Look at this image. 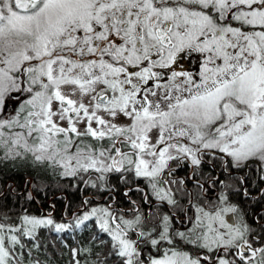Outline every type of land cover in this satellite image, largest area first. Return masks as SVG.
Here are the masks:
<instances>
[{"label": "snow or ice", "instance_id": "6c2138e0", "mask_svg": "<svg viewBox=\"0 0 264 264\" xmlns=\"http://www.w3.org/2000/svg\"><path fill=\"white\" fill-rule=\"evenodd\" d=\"M6 166L0 264H264V0H0Z\"/></svg>", "mask_w": 264, "mask_h": 264}, {"label": "trees", "instance_id": "16d2710c", "mask_svg": "<svg viewBox=\"0 0 264 264\" xmlns=\"http://www.w3.org/2000/svg\"><path fill=\"white\" fill-rule=\"evenodd\" d=\"M19 172V175H13V173L15 172ZM0 175H2L3 177H8V176H12L13 179H16L17 181L20 180L21 177H26L27 173L23 170V169H11L9 170V167H3L2 172H0ZM52 196V190H49V197ZM63 198V197H61Z\"/></svg>", "mask_w": 264, "mask_h": 264}, {"label": "flooded vegetation", "instance_id": "af4514ba", "mask_svg": "<svg viewBox=\"0 0 264 264\" xmlns=\"http://www.w3.org/2000/svg\"><path fill=\"white\" fill-rule=\"evenodd\" d=\"M257 207H262V206H257Z\"/></svg>", "mask_w": 264, "mask_h": 264}]
</instances>
